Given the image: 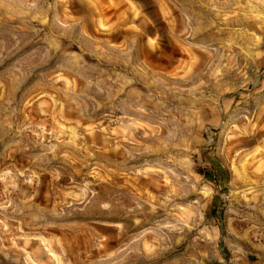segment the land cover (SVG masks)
Masks as SVG:
<instances>
[{"label":"rangeland","instance_id":"374dc122","mask_svg":"<svg viewBox=\"0 0 264 264\" xmlns=\"http://www.w3.org/2000/svg\"><path fill=\"white\" fill-rule=\"evenodd\" d=\"M0 264H264V0H0Z\"/></svg>","mask_w":264,"mask_h":264}]
</instances>
